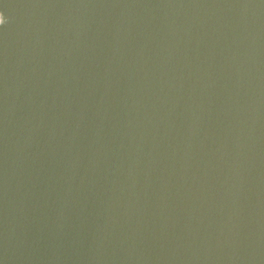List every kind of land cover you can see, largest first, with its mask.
<instances>
[{
  "label": "water",
  "instance_id": "1",
  "mask_svg": "<svg viewBox=\"0 0 264 264\" xmlns=\"http://www.w3.org/2000/svg\"><path fill=\"white\" fill-rule=\"evenodd\" d=\"M0 14V264H264V0Z\"/></svg>",
  "mask_w": 264,
  "mask_h": 264
},
{
  "label": "clouds",
  "instance_id": "2",
  "mask_svg": "<svg viewBox=\"0 0 264 264\" xmlns=\"http://www.w3.org/2000/svg\"><path fill=\"white\" fill-rule=\"evenodd\" d=\"M4 23V17L2 14H0V25H2Z\"/></svg>",
  "mask_w": 264,
  "mask_h": 264
}]
</instances>
